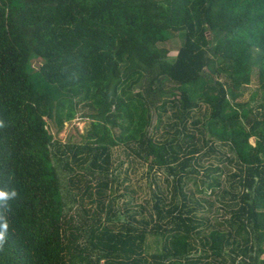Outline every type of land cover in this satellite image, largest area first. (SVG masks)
<instances>
[{
    "label": "trees",
    "instance_id": "trees-1",
    "mask_svg": "<svg viewBox=\"0 0 264 264\" xmlns=\"http://www.w3.org/2000/svg\"><path fill=\"white\" fill-rule=\"evenodd\" d=\"M0 121V264H264V0H0Z\"/></svg>",
    "mask_w": 264,
    "mask_h": 264
},
{
    "label": "rangeland",
    "instance_id": "rangeland-1",
    "mask_svg": "<svg viewBox=\"0 0 264 264\" xmlns=\"http://www.w3.org/2000/svg\"><path fill=\"white\" fill-rule=\"evenodd\" d=\"M179 45V37L176 33L172 34L169 39L165 42V48L167 49L168 53L167 55L172 57L176 54L177 48ZM260 95V91H259V87L256 81H254L247 89L245 95L241 98L243 101L245 100H251L253 98H257ZM88 125L87 119L83 118L80 116V114H77L75 117H73L70 122H67L64 126V128L59 132V134L57 135V138H59L62 142H65L67 140V138L69 136H72L73 138H76L77 135L74 134L75 130L74 127H76L78 129L79 132H82L83 129L85 128V126ZM163 128H160V134L163 131ZM251 142L254 143V139H251ZM118 149V148H116ZM118 151V150H117ZM113 154H115V152H113ZM119 159H124L123 155H119L118 157ZM209 162H215L217 163V161H214V159L208 160ZM207 162V161H206ZM127 161H124L122 164V167H120L119 169V174L118 177L119 179H122V177L124 176V169L127 166ZM76 167V165H73ZM228 167L232 168L234 165L233 164H228ZM78 171H82L81 168L78 169ZM146 167L145 166H139L136 165L135 166V170H129V179L123 181L122 184L119 185V189H118V193H123L124 197H120L118 198V202L122 201V200H129L130 198V202L133 205H137L140 202H144V198L148 195L149 192V181L151 180V176L150 177H146ZM153 174V173H151ZM65 175V173H64ZM157 176H160V173L156 174ZM163 176L160 177V181L159 182H163L162 181ZM62 185H63V190L68 192H74V189H70L69 184L67 182L66 177H62ZM189 187L192 188V190H194V186L193 183L190 182ZM125 186H129L131 189L134 190L133 193L130 192H126L124 187ZM128 195H130V197H128ZM84 202H85V206L88 207L90 206V202L88 198H84ZM120 204V203H119ZM78 205L75 204L73 205V210L77 209Z\"/></svg>",
    "mask_w": 264,
    "mask_h": 264
},
{
    "label": "clouds",
    "instance_id": "clouds-1",
    "mask_svg": "<svg viewBox=\"0 0 264 264\" xmlns=\"http://www.w3.org/2000/svg\"><path fill=\"white\" fill-rule=\"evenodd\" d=\"M0 127H4L3 121H0ZM18 195L14 188L10 191L0 190V202H4L2 208H0V247L3 246L9 229L7 213L11 211V207L8 202L17 199Z\"/></svg>",
    "mask_w": 264,
    "mask_h": 264
}]
</instances>
